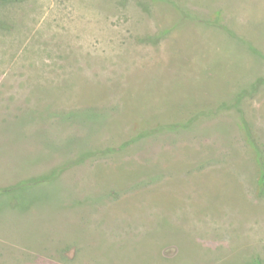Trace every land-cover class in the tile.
Masks as SVG:
<instances>
[{
  "label": "rangeland",
  "instance_id": "1",
  "mask_svg": "<svg viewBox=\"0 0 264 264\" xmlns=\"http://www.w3.org/2000/svg\"><path fill=\"white\" fill-rule=\"evenodd\" d=\"M0 264H264V0L0 4Z\"/></svg>",
  "mask_w": 264,
  "mask_h": 264
},
{
  "label": "trees",
  "instance_id": "2",
  "mask_svg": "<svg viewBox=\"0 0 264 264\" xmlns=\"http://www.w3.org/2000/svg\"><path fill=\"white\" fill-rule=\"evenodd\" d=\"M7 1H11V0H0V4L7 2Z\"/></svg>",
  "mask_w": 264,
  "mask_h": 264
}]
</instances>
